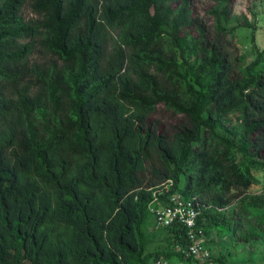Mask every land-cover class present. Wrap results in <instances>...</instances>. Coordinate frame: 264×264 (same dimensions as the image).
<instances>
[{"label": "trees", "instance_id": "trees-1", "mask_svg": "<svg viewBox=\"0 0 264 264\" xmlns=\"http://www.w3.org/2000/svg\"><path fill=\"white\" fill-rule=\"evenodd\" d=\"M24 2L0 0V264H190L176 224L147 251L169 182L160 198L202 204L201 238L264 241V193L233 195L264 169V69L234 40L247 17L227 26L238 0H30L28 21ZM35 40L52 60H30ZM161 105L185 117L171 134L148 123Z\"/></svg>", "mask_w": 264, "mask_h": 264}, {"label": "rangeland", "instance_id": "rangeland-1", "mask_svg": "<svg viewBox=\"0 0 264 264\" xmlns=\"http://www.w3.org/2000/svg\"><path fill=\"white\" fill-rule=\"evenodd\" d=\"M246 16L251 23L250 27H238L235 31V42L240 53L245 56L246 62L256 60L255 70L264 69V0H238L229 16L227 26H233L238 18ZM21 16L24 20H37L39 16L32 10L30 0H25L21 8ZM53 57L45 52L35 40V48L30 55L31 61L48 62ZM185 121V117L173 114L171 111L158 106L156 111L150 116L149 124L158 131L171 134ZM222 132V130H220ZM224 133V132H222ZM257 178L256 184L243 192H235L234 200L237 201L241 196L251 197L264 193V169H253ZM150 217V214L147 218ZM153 217L148 219L145 231L150 234L152 241L147 247V251H154L158 247L164 251L168 250L166 240L167 231L157 227L153 222ZM202 242L208 249L211 258L223 256L227 264H264V241L255 243L238 242L233 236L227 235L218 237L215 232L208 236H202ZM177 250V249H176ZM209 264H219L211 261Z\"/></svg>", "mask_w": 264, "mask_h": 264}, {"label": "built area", "instance_id": "built-area-1", "mask_svg": "<svg viewBox=\"0 0 264 264\" xmlns=\"http://www.w3.org/2000/svg\"><path fill=\"white\" fill-rule=\"evenodd\" d=\"M171 182H169L170 184ZM169 184L164 185L162 190L154 191L147 209L153 217L154 224L157 227H168L173 224L182 226L186 232V246H177L184 259H189L190 264H209L210 253L204 246L202 238L199 235L197 218L201 213L202 204L197 198H183L178 193H172L166 198H160V195L167 192ZM151 264H185L180 260L159 258Z\"/></svg>", "mask_w": 264, "mask_h": 264}]
</instances>
